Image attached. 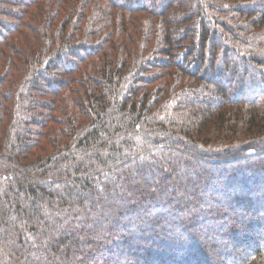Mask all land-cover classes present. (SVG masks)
<instances>
[{"label": "trees", "instance_id": "1", "mask_svg": "<svg viewBox=\"0 0 264 264\" xmlns=\"http://www.w3.org/2000/svg\"><path fill=\"white\" fill-rule=\"evenodd\" d=\"M0 264H264V0H0Z\"/></svg>", "mask_w": 264, "mask_h": 264}]
</instances>
